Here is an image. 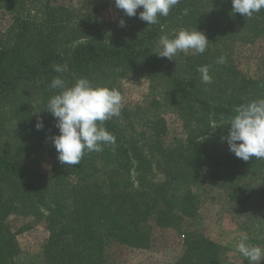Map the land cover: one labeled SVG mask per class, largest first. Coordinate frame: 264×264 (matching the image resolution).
<instances>
[{
    "label": "trees",
    "instance_id": "trees-1",
    "mask_svg": "<svg viewBox=\"0 0 264 264\" xmlns=\"http://www.w3.org/2000/svg\"><path fill=\"white\" fill-rule=\"evenodd\" d=\"M89 1L91 12L57 0H0V264H19L18 236L42 222L39 264H119L121 249H151L157 229L180 238L175 264H249L193 221L202 190H219L248 242L264 245V158H237L221 139L235 106L264 98V72L238 60L241 45L264 42V9L247 18L233 14L232 0H178L149 25L142 8L136 17L117 8L116 21H102L114 0ZM182 28L206 34L205 53L158 57L160 36ZM57 64L67 70L55 72ZM204 65L209 84L197 71ZM57 76L69 86L86 77L122 97V81L137 77L153 95L104 122L115 144L61 164L50 139L59 130L45 109ZM14 215L33 221L14 230Z\"/></svg>",
    "mask_w": 264,
    "mask_h": 264
},
{
    "label": "clouds",
    "instance_id": "clouds-1",
    "mask_svg": "<svg viewBox=\"0 0 264 264\" xmlns=\"http://www.w3.org/2000/svg\"><path fill=\"white\" fill-rule=\"evenodd\" d=\"M116 8L123 10L126 16L136 17L154 25L160 17H167L178 0H114ZM233 14L239 13L251 18L264 9V0H232ZM122 19L120 25L125 26ZM158 57L173 60L178 53L203 54L210 41L205 33L196 29H180L172 35L163 34L159 38ZM217 63H226L221 56ZM54 71L63 73L67 66L54 65ZM201 82H212L210 67L197 69ZM50 88L58 90L52 95L45 109L56 120L55 127L59 134L52 136L51 142L58 153L61 164H80L86 152H101L104 146L115 144V136L106 130L104 122L118 117L123 106L121 92L115 87L101 86L86 77L75 80L69 86L64 79L57 76L52 79ZM234 115L227 120V136H222L229 150L237 158L248 161L251 158H264V98L239 104L233 109ZM44 127L42 119L36 124L38 131ZM239 142V143H238ZM238 252L249 261V264H261L264 261V247L248 242L244 235L237 243Z\"/></svg>",
    "mask_w": 264,
    "mask_h": 264
},
{
    "label": "rangeland",
    "instance_id": "rangeland-1",
    "mask_svg": "<svg viewBox=\"0 0 264 264\" xmlns=\"http://www.w3.org/2000/svg\"><path fill=\"white\" fill-rule=\"evenodd\" d=\"M77 10L91 12L89 0H57ZM118 18L117 8L113 4L102 11L100 19L105 22H114ZM238 60L242 69L254 71L260 69L264 72V42L258 41L252 45H241L238 52ZM124 88L123 105L135 108L147 98L153 95L150 84L141 78H129L122 81ZM157 95L158 92H155ZM170 125H174V118L170 113L166 114ZM48 170L50 167L44 165ZM202 204L197 220L193 221L194 228L199 230L213 240L227 247L233 259L242 256L237 250V243L248 232L244 231L229 212L225 195L216 189H203L201 193ZM14 230L29 225L32 217L11 216ZM256 235L257 231L252 230ZM154 244L148 250L121 249L117 254L119 264H175L182 253V242L172 230H156L154 233ZM48 237L45 224L37 223L33 227L18 236L20 243L19 264H39L42 247ZM264 241V236H260ZM264 247V245H263ZM261 263L264 264V261Z\"/></svg>",
    "mask_w": 264,
    "mask_h": 264
}]
</instances>
